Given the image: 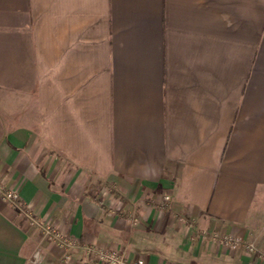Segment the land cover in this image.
I'll return each mask as SVG.
<instances>
[{
  "label": "crops",
  "instance_id": "obj_1",
  "mask_svg": "<svg viewBox=\"0 0 264 264\" xmlns=\"http://www.w3.org/2000/svg\"><path fill=\"white\" fill-rule=\"evenodd\" d=\"M0 185L65 264H264L202 238L264 253V0H0ZM37 247L63 264L0 196V264Z\"/></svg>",
  "mask_w": 264,
  "mask_h": 264
},
{
  "label": "built area",
  "instance_id": "obj_2",
  "mask_svg": "<svg viewBox=\"0 0 264 264\" xmlns=\"http://www.w3.org/2000/svg\"><path fill=\"white\" fill-rule=\"evenodd\" d=\"M0 196L3 200L13 206L18 212H20L31 224L35 225L40 231L43 239L54 242L62 249L61 261L63 264L68 262L72 257V249L79 247V241L73 238L71 235L55 229L49 222L38 219L31 215L27 210H24L20 205L19 191L14 189H4L0 185ZM169 195L165 194L163 200L168 203ZM210 238L213 241L219 243L226 249H236L241 245H244L246 251L251 255H258L261 259H264V253L257 252V249L253 242H244L239 237L230 233H220L213 231L211 233H202V238ZM83 264H146L142 258H136L134 260H126L121 249L97 247L93 245L83 246ZM42 254L39 247H37L32 253V262L39 264Z\"/></svg>",
  "mask_w": 264,
  "mask_h": 264
}]
</instances>
